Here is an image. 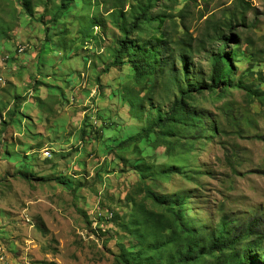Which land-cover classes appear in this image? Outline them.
Wrapping results in <instances>:
<instances>
[{
    "label": "rangeland",
    "instance_id": "rangeland-1",
    "mask_svg": "<svg viewBox=\"0 0 264 264\" xmlns=\"http://www.w3.org/2000/svg\"><path fill=\"white\" fill-rule=\"evenodd\" d=\"M61 1L0 0V264H114L137 250L136 204L183 206L203 231L254 220L264 253V107L239 84L264 90V0H244L231 23L235 0H158L162 18L130 37L156 48L143 83L127 60L112 66L151 0H74L54 22ZM221 37L239 51L229 86L192 91L198 121L160 134L181 92L208 86Z\"/></svg>",
    "mask_w": 264,
    "mask_h": 264
},
{
    "label": "trees",
    "instance_id": "trees-1",
    "mask_svg": "<svg viewBox=\"0 0 264 264\" xmlns=\"http://www.w3.org/2000/svg\"><path fill=\"white\" fill-rule=\"evenodd\" d=\"M157 1L151 0L150 7L142 9L141 16L137 17L136 22L129 28L127 26L124 28L127 36L118 47L117 58L112 66L113 68L125 66L124 60H127L136 72L138 83L155 79L156 48L152 46L141 53L135 48L130 37L145 24L151 25L156 19L162 18L150 14ZM73 2L74 0H62L53 21L56 22L62 13L67 12ZM183 11L180 10L179 14ZM246 12L244 0H235L233 7L229 9V22L237 20L239 16L243 18ZM221 40L223 48L213 58L208 86L200 83L191 87L188 92L183 90L182 96L174 101L168 114L164 118L160 117L156 122L155 128L160 130V134L168 135L177 124L193 126L198 121L195 112L187 108L192 91L200 92L206 87L210 92H221L223 85L229 86L230 76L234 70L231 60L238 56L239 51L227 53L229 37H221ZM239 84L248 91L252 102L257 101L264 107V90L256 89L254 85L242 81ZM155 128L149 129L142 136L129 138L125 145L148 138L150 134L155 133ZM173 172L175 170L164 174ZM142 193L145 194L146 199L161 204L160 198L151 189L145 188ZM134 209L126 227L136 242L137 250H129L122 246L114 264H264L262 263L264 253L260 255L255 248L259 246V236L254 220L246 224L240 234L235 233L226 220H221L212 231H203L190 224L183 206H172L161 213L148 211L144 204H136ZM251 236L255 238L242 245L243 241Z\"/></svg>",
    "mask_w": 264,
    "mask_h": 264
}]
</instances>
